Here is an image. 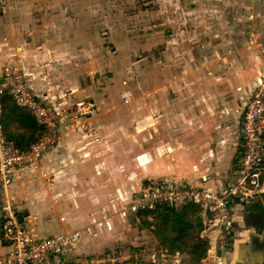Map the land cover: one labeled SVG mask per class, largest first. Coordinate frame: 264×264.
Instances as JSON below:
<instances>
[{"label": "crops", "instance_id": "obj_1", "mask_svg": "<svg viewBox=\"0 0 264 264\" xmlns=\"http://www.w3.org/2000/svg\"><path fill=\"white\" fill-rule=\"evenodd\" d=\"M1 8L0 67H20L41 98L65 105L68 101L62 99L64 92L70 94V102L91 96L99 109L91 121L101 130L100 144L84 141L79 133H70L57 147L44 153L39 170L24 166L16 171L7 192L30 237L47 239L83 229L104 214L111 215L115 221L112 232L83 237L66 250L70 264H98V260L89 258L100 255L113 239V232L131 227L130 220L118 216V209L150 185L171 183L220 191L225 187L222 182H229L236 175L242 156L239 150L243 108L264 78V69L256 71L249 98L234 107L220 108V97L214 89L206 90L210 98L203 100L199 92L204 87L197 88L194 99L186 91L148 93L140 101L129 100L124 105L121 98L97 94L79 82L87 65L71 57L73 48L66 39L71 28L64 31L61 26L58 30L64 24V16L50 14L49 21L55 22L56 29L47 31L37 25L30 29L29 24L18 28L15 22H9L3 0ZM202 80L210 81L205 77ZM128 97L125 95L124 99ZM32 144L20 149L27 150ZM44 171L54 177V185H48L41 177ZM31 179L33 182H29ZM258 198L264 211V194ZM4 200L0 190V206ZM240 203L235 200V240L228 251L223 252L222 248L218 256L223 264H263L264 227L259 228L258 216L254 220L247 215L253 211V204ZM2 223L0 210V226ZM252 225L255 227L250 229ZM249 229L250 235L246 233ZM10 246L0 235V255L7 254Z\"/></svg>", "mask_w": 264, "mask_h": 264}, {"label": "rangeland", "instance_id": "obj_2", "mask_svg": "<svg viewBox=\"0 0 264 264\" xmlns=\"http://www.w3.org/2000/svg\"><path fill=\"white\" fill-rule=\"evenodd\" d=\"M3 1L9 22L18 28L56 29L50 14L64 16L58 30L71 28L66 37L71 57L87 65L79 82L97 94L121 98L124 105L125 95L133 103L148 93L172 91H186L194 99L197 88L204 87L203 100L210 98L206 90L214 89L220 108L234 107L249 98L254 76L264 69V0ZM128 220L131 227L113 232L107 247L90 260L150 264L157 253L159 264H173L171 252L162 257L167 249L153 228L140 218ZM224 238L219 236L217 256ZM180 254L184 264L188 254ZM204 260L201 264H217L209 254Z\"/></svg>", "mask_w": 264, "mask_h": 264}, {"label": "built area", "instance_id": "obj_3", "mask_svg": "<svg viewBox=\"0 0 264 264\" xmlns=\"http://www.w3.org/2000/svg\"><path fill=\"white\" fill-rule=\"evenodd\" d=\"M5 96L12 98L20 108L29 111L44 131V135L27 150L15 146L5 135ZM62 99L68 103L61 105L48 97H39L34 92L28 75L20 67L11 64L0 67V190L5 195L0 206L3 215L0 235L11 243L9 252L0 255V264H70L67 249L75 247L83 237L98 236L103 231L112 232L115 228L112 216L104 214L83 229L36 240L28 235L25 225L17 216L15 205L9 199L7 190L14 181L16 171L24 166L39 170L44 153L57 147L66 135L79 133L84 141L95 144L102 142L99 126L91 121L99 113L93 98L85 96L70 102V94L64 92ZM125 101L128 103L129 99ZM241 148L243 152L236 175L229 180L224 190L155 183L135 196L129 204L121 206L118 216L128 220L165 204L178 208L191 203L199 205L203 209L205 224V231L200 238L206 241L209 256L216 258L217 264H222L220 257L216 255L219 236L236 224L229 202L233 198L253 199L264 191V78L243 109ZM41 177L48 185H54V177L48 172H42ZM29 182H33V179ZM167 255L168 250L162 252V257ZM157 256V253H153L150 264H159ZM181 261V254L174 253L173 264H181Z\"/></svg>", "mask_w": 264, "mask_h": 264}, {"label": "trees", "instance_id": "obj_4", "mask_svg": "<svg viewBox=\"0 0 264 264\" xmlns=\"http://www.w3.org/2000/svg\"><path fill=\"white\" fill-rule=\"evenodd\" d=\"M3 103L6 112L3 125L8 140L21 149L36 142L42 130L36 118L8 96L3 98ZM254 206L264 215L260 205L256 203ZM138 216L146 226L153 228L161 245L169 252L188 254L184 264H201L207 258V243L198 239L205 231L203 209L199 205L191 203L179 208L159 205L156 210L141 212Z\"/></svg>", "mask_w": 264, "mask_h": 264}, {"label": "flooded vegetation", "instance_id": "obj_5", "mask_svg": "<svg viewBox=\"0 0 264 264\" xmlns=\"http://www.w3.org/2000/svg\"><path fill=\"white\" fill-rule=\"evenodd\" d=\"M253 201V199L251 200ZM252 203V207H253V211H248V214L249 217H252L254 220L256 219V216H258V218L256 220H258V226L259 228L261 229L262 227H264V215L260 212V210H258L257 208H255L254 204H256L257 202H250ZM258 204V203H257ZM264 212V211H263ZM247 213V212H246ZM254 225H252L250 227V229L253 227ZM237 228L236 225H233L231 227L230 230L226 231L223 235L225 236V238L223 239V243H222V246L224 247L225 251H228V249L230 248L229 246H231V244L234 242L235 240V237H236V234H237ZM250 229L246 231V233H249L250 235ZM227 247V249H226ZM224 251V252H225ZM233 251V250H232ZM230 250V253L232 252ZM264 264V263H263Z\"/></svg>", "mask_w": 264, "mask_h": 264}, {"label": "water", "instance_id": "obj_6", "mask_svg": "<svg viewBox=\"0 0 264 264\" xmlns=\"http://www.w3.org/2000/svg\"><path fill=\"white\" fill-rule=\"evenodd\" d=\"M245 108V107H244ZM243 108V109H244ZM222 184L225 186L224 188H220V191H222V190H224L226 187H227V184H228V181H225L224 183L222 182ZM263 194H264V191H263ZM254 199H255V201H254ZM235 200H241V203L240 204H242V202H258L259 200H260V198H258V197H254L253 198V201H251L252 199H243V198H233L230 202H229V204H230V208H231V211H232V213H234V211H235ZM234 220V222H235V219H233ZM221 259V258H220ZM221 261H223V259H221ZM221 261L219 260V262L221 263ZM147 264H149V263H147ZM223 264V263H222Z\"/></svg>", "mask_w": 264, "mask_h": 264}]
</instances>
